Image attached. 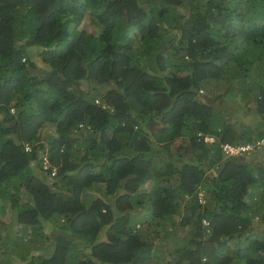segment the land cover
I'll list each match as a JSON object with an SVG mask.
<instances>
[{
	"label": "trees",
	"instance_id": "obj_1",
	"mask_svg": "<svg viewBox=\"0 0 264 264\" xmlns=\"http://www.w3.org/2000/svg\"><path fill=\"white\" fill-rule=\"evenodd\" d=\"M262 138L264 0H0V264H264Z\"/></svg>",
	"mask_w": 264,
	"mask_h": 264
},
{
	"label": "rangeland",
	"instance_id": "obj_2",
	"mask_svg": "<svg viewBox=\"0 0 264 264\" xmlns=\"http://www.w3.org/2000/svg\"><path fill=\"white\" fill-rule=\"evenodd\" d=\"M213 102H215L216 104L220 105L219 106L220 108H222V107L226 108L227 107V108L230 109V111H235L236 113L238 111H240L239 114L243 113L242 118L244 119V121H246L247 117L250 116V111H251L250 104H248V106H247V104L245 102H243V101H240V99L232 101V99H230L229 97L224 96L223 98H221V99H219L217 101H213ZM234 116L241 117V115H238V114H235ZM254 117H255V115L252 113V119ZM241 124L242 123H240L238 121L236 122V125H238V126H240L242 128H245V127L248 126V125L244 126V125H241ZM252 126L256 127V123H252ZM236 143H243V140H238V141H236Z\"/></svg>",
	"mask_w": 264,
	"mask_h": 264
},
{
	"label": "clouds",
	"instance_id": "obj_3",
	"mask_svg": "<svg viewBox=\"0 0 264 264\" xmlns=\"http://www.w3.org/2000/svg\"><path fill=\"white\" fill-rule=\"evenodd\" d=\"M263 139V138H262ZM205 140H208V141H211V140H213V137H211V136H209V135H205ZM261 140V139H260ZM263 142H264V139H263ZM226 144H230V143H225V144H223L222 145V147H223V150L225 151V152H227L225 149H224V145H226ZM261 144H263V143H261ZM232 145H235V144H232ZM235 146H239V145H235ZM243 146H245V145H243ZM31 148V146H30V144L29 143H26V145H25V149H30ZM247 147L245 146V148L244 149H246ZM243 150V149H242ZM239 151H241V150H239ZM238 152V151H237ZM236 153V152H235ZM46 153H44L42 156H43V158H44V160H43V164H42V168L44 169V170H47L49 167L51 168V170H50V174L51 175H54L55 174V172H56V167L54 166V165H52L51 164V162H49L48 161V159H47V157H46Z\"/></svg>",
	"mask_w": 264,
	"mask_h": 264
},
{
	"label": "built area",
	"instance_id": "obj_4",
	"mask_svg": "<svg viewBox=\"0 0 264 264\" xmlns=\"http://www.w3.org/2000/svg\"><path fill=\"white\" fill-rule=\"evenodd\" d=\"M259 142H260V143H263V139H261ZM245 146L247 147L248 145H245ZM245 146H243V145L235 146V145H232V144H226V145H224V149H225L228 153H235V152H237V151H239V150L244 149Z\"/></svg>",
	"mask_w": 264,
	"mask_h": 264
}]
</instances>
